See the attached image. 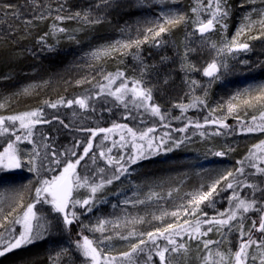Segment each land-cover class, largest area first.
Segmentation results:
<instances>
[{
  "label": "rangeland",
  "instance_id": "obj_1",
  "mask_svg": "<svg viewBox=\"0 0 264 264\" xmlns=\"http://www.w3.org/2000/svg\"><path fill=\"white\" fill-rule=\"evenodd\" d=\"M20 1L25 4H17L26 5V0ZM232 1L235 0H228L231 13L228 20L225 21L227 24L226 31L222 32L217 26L215 31L206 34L205 37H201L195 32L196 25L194 21L196 17L192 12V8L197 5L198 0H109L107 5L104 0H74L72 3L63 0H36L37 5L42 3L45 6L42 11L47 14L51 9L50 15L55 16L57 14L55 10L61 3L64 4V9L59 14L65 17L76 12L82 14L87 12L90 18L93 15H97L103 19L108 11L112 12L115 9L113 7L116 2L121 7L123 5L124 9L127 7L138 11L137 17L123 26H119V29L111 33L114 35L107 36L81 56V63H83L84 68L90 67L93 75L99 76L102 80H104L105 74L117 72L119 70L117 67L125 66L126 63L129 71H122L125 77L130 80L140 79L141 65L133 55L136 49L133 48L124 55L111 52L108 56L95 59L92 56L93 52L114 44L117 40L135 39L147 27L154 26L155 22H162L161 13L177 12L182 13L186 18V22L172 28L169 33L162 34L166 41L163 45L153 47L152 43H150L147 48L142 45L141 54L145 57L143 58L144 64L147 66L143 72V79L152 86L153 102L160 106L162 114L167 117L165 124H168V121L175 117H181L186 112L188 117L184 118L185 122L188 124L191 122L190 125L193 127L188 126V129L184 131V135H180L182 140H179L175 134L167 131L161 132L160 129L163 123L161 121L157 122L159 118L144 112L145 121H138L132 128L134 130H146L148 127H153L156 131L150 133V135L155 136L157 141L163 138L166 143H164L161 150L154 154L149 155L145 152L146 158H141L136 164L131 165L128 174L122 175L119 180H114L111 185H106L103 191L96 194L93 211L80 216L83 223L88 225V229H84L83 234L94 240L101 237L102 234L99 232L93 233L89 229L96 226L98 221H109L108 224H105L106 231L103 235L111 236L112 239L104 241V244H101L100 247L104 248L108 255L117 257L116 264H121L120 253L128 251L130 244L138 238L121 239V235L126 236L132 231L139 234L153 230L156 227H164L167 223L178 222L182 224L183 220L187 218L183 217L182 214L179 221L171 215L163 214H170L175 211L186 202L187 194L199 191L202 186L206 188L222 173L229 170L235 173L240 166L239 161L244 160L250 151L255 152L257 156L264 155L259 149L253 147L264 141V132L258 130L248 132L246 130L249 126L255 127V124L261 123L260 113L264 111V102L256 103L254 107H245L242 104L244 99L257 95L260 86L264 85V35H260V25L257 23L251 31L246 32L240 38L241 42L249 43L250 50L235 54V58L231 56L227 58L218 57L215 50L211 47L213 42L219 47L223 40L231 39L246 14L251 15L252 20H258V13L264 10V3H262V0H237V7L233 9L234 3L232 4ZM85 2H89L86 8L84 7ZM0 3H11V0H0ZM81 8L87 10L81 12ZM252 9L257 11L253 12ZM25 11L28 13V17H31L36 10L26 6L24 8ZM202 18H206V16ZM77 21L81 22L77 23ZM54 23L66 31L63 33L53 32L52 25ZM3 26L7 27V25H0V27ZM22 26L24 28H35L34 25H18L19 28H22ZM97 26L95 25V28ZM46 27L49 29L47 33H51V35L46 37L45 42L41 43L39 38L35 41L33 38L35 33H31L29 40L31 42L34 40L31 44L38 45L39 48H53L61 41L68 40L73 35L81 34L86 25L81 19H65L63 21L54 19L51 25L42 26V28ZM254 35H260V38L249 39L250 36ZM178 38L179 42L176 43ZM188 49L193 51H189L187 62L189 65H194L196 69H199L198 71H186L185 68L181 67L182 57ZM161 53L162 55L174 56V58H163L165 62L163 72L166 71L164 78H161L159 71L157 73L151 72V62L159 59ZM109 57H116L114 63L109 64L110 59L107 60L108 62L105 61ZM124 57H130V61L124 62ZM213 59H216L217 62L224 61L227 64L226 69L221 67L218 79L203 75V68L212 62ZM104 61L105 63H103ZM240 61H247V63L242 64ZM106 65L110 67L108 68ZM25 77L20 80L22 84L19 85V88L14 89V85H7L0 90V116L7 117V114H13L16 111L17 102L21 99L26 100L28 106H32L38 94H42L39 93V90L56 83L53 77H48L46 81H41L42 78H39L35 72ZM165 80L167 81L166 84L164 83ZM191 81H196V85H191ZM2 82L5 84L7 81L3 80ZM118 84L119 80L112 87L115 88ZM246 89L248 90L247 93H245ZM197 97L202 99L204 104L196 102ZM230 101L238 105L233 113L227 112V106ZM177 105L185 107L182 108ZM98 113L104 123L109 125L118 124L120 113L108 102L105 101L100 104ZM253 116L257 118L255 124L252 121ZM211 120H217L218 123L206 122ZM148 122L150 124H147ZM197 123L202 125V127H195ZM223 124H226L227 127H223ZM7 125L6 122L5 126ZM202 132L204 135H201ZM165 133L169 135L165 136ZM128 139L129 142L125 144L124 148H120L117 145L108 155L119 158L120 154L127 155L130 151L138 154V150L133 149L130 138ZM178 141L182 142L177 147L176 143ZM54 142L59 146H63L68 143V139L55 136ZM136 142L143 143L139 140ZM19 146L22 149H31L29 144L20 143ZM169 147H171V151L167 150ZM220 151H224L226 155L216 156L215 153ZM100 159L102 158L100 157ZM246 161L245 172L247 174L251 170L247 167ZM100 167L106 169V174H111V169L108 168L106 161H102L99 165ZM260 167H264V164H261ZM79 174L85 175L83 173ZM0 176L11 177L10 180L0 186V208H8L11 203V197L14 195L12 190L18 191L23 196L24 203H28L34 196V188L39 186L37 174L28 171L26 166H22L21 169L0 171ZM247 177L251 180L249 182L256 184L255 186L263 180L254 175H248L240 179L247 180ZM246 189L245 191L241 190V197H244L249 192H246ZM230 192L231 190L220 192V195L216 197L214 206L205 207L202 205L201 207L210 216L215 215L217 211H225L229 207L228 196ZM87 195L88 190L86 188L77 189L73 193L75 199H83ZM50 208L51 206L47 203L37 206V209L42 210L43 214L52 221L50 232L46 233L43 239L17 251L22 252L23 250L31 249L32 251L30 252L35 256L41 255L40 258H37L36 264H56L53 258L56 257L59 251L67 248L69 251L59 257V264H88L87 260L70 248L72 242L76 240L74 238L75 235L72 236L71 231L66 232L61 229L59 221L55 218L58 214L52 213ZM77 211L79 214V207H77ZM254 211L246 214L244 221L245 231L251 227L252 220L250 218L256 217L251 216ZM153 217H161V219L158 220ZM140 218H143L145 222H136ZM71 229H75L77 236V231L81 230V226L74 224ZM223 231H227V229H223ZM206 239L220 240L221 235L214 231L209 233ZM160 243L163 242L160 241ZM237 243V233L233 231L228 239L219 246V251L228 254L229 249H231L232 252H235ZM211 248L213 249V255L209 259L208 264H213L218 259L215 255L217 246L212 245ZM187 249V252L182 250L170 256L166 254L167 261H170V264H205L206 250L202 246L197 247L196 243L188 241ZM69 257L71 260H69ZM18 259V257L15 259L14 264H26ZM139 264H143V260ZM152 264H157L155 255H153ZM249 264H251V261H249Z\"/></svg>",
  "mask_w": 264,
  "mask_h": 264
},
{
  "label": "snow or ice",
  "instance_id": "obj_2",
  "mask_svg": "<svg viewBox=\"0 0 264 264\" xmlns=\"http://www.w3.org/2000/svg\"><path fill=\"white\" fill-rule=\"evenodd\" d=\"M107 5L109 0H104ZM264 3V0H262ZM34 8L36 11L31 17H25V7ZM110 6V5H109ZM45 6L41 3L37 5L36 0H26V5L12 4V3H0V24L7 25L8 35L12 39H16V24L19 22L24 26L32 24L34 19H45L47 15L51 14V9L46 14L42 9ZM64 9V4H59L55 16L56 21H63L65 19H81L86 24H96L101 22L100 17L90 18L87 12L81 14L76 12L67 17L61 16L60 11ZM253 12L257 11L252 9ZM192 12L196 17L194 23L196 25L195 32L205 37L206 34L213 32L219 26L220 30L226 31L231 7L228 0H198L197 5L192 8ZM206 16V18H202ZM259 19L252 20L251 15L246 14L243 22L235 31L233 37L228 40H223L221 45L217 47L213 42L211 47L215 50L218 57L235 58V54L239 52H247L250 50V45L247 42H241V37L246 32L251 31L253 27L258 23L260 25V35H264V10L259 11ZM161 21L155 22L154 26H149L141 35L135 39L129 38L127 40H117L114 44L108 45L104 48L98 49L92 53L93 58H100L102 56H108L111 52H117L121 55L127 54L131 49L135 48L136 52L133 53L134 57L140 62L141 65V77L140 79H129L125 77L123 72L117 71L116 73H108L104 75L106 84H99L98 91L94 95H81L72 99H64L61 97L56 102H45L51 108H58L59 106H66L73 108L76 106L81 110H95L90 101L98 99L101 95H108L114 97L116 101H119L125 109H128L125 119L129 117L135 119L129 104L133 109H143L145 112L150 113L151 116L158 117L161 122L165 121L166 116L162 114L161 108L158 104L153 102L152 86L149 82L143 79V72L147 67L144 64V59L141 54V47L143 44L151 41L153 47H159L166 41L162 34H167L172 28H175L182 23L186 22V18L182 13L167 12L161 13ZM53 32L63 33L66 30L58 27L55 23L52 25ZM51 33H45L39 38L41 43L45 42L46 37ZM260 35L250 36L249 39H259ZM71 38V37H70ZM189 51H185L182 57L181 67L188 70H196L194 65H189L187 62V56ZM242 64H246L247 61H240ZM221 67L227 68V64L224 61L217 62L213 59L203 68V75L209 78L218 79V73ZM117 80L119 84L116 85ZM90 81L78 80L77 84H82ZM166 84L167 81L165 80ZM191 85H196V81H191ZM131 84V87L129 86ZM27 91V89H25ZM248 90H245L247 93ZM235 99V98H234ZM196 102L204 104V101L199 97L196 98ZM264 102V85L258 89V94L248 99H244L242 104L245 107H254L256 103ZM178 107H185L177 105ZM192 106V105H190ZM238 105L233 102H229L227 106V112L233 113L237 109ZM186 110V109H185ZM110 111V109H109ZM167 111V110H166ZM76 113L74 112L73 115ZM43 116L41 109L23 112L16 115H10L7 117L0 116V135L8 133L10 140L6 141V146L0 151V171L21 169L22 166H26L28 171L34 172L38 176V185L34 188V196L31 201L24 203L23 196L16 190H12L14 195L11 197V203L7 209L0 208V257H4L14 250H18L27 246H30L40 239L45 237L46 233L50 232L52 228V221L47 218L42 210L37 209L38 204H45L51 206L50 211L54 214H58L55 218L59 221V226L62 230L70 232L71 227L74 224H79L81 230L77 231V237L72 242L70 248L78 252L88 264H116L117 257L108 255L104 248L100 247L104 244V241L111 240V236H104L106 231L105 224L109 221H98L96 226H93L90 231L93 233L99 232L101 237L95 240L88 235L83 234L84 229H88V225H85L80 219V216L85 213L93 211L95 206V198L98 192L103 191L106 185H111L114 180H119L122 175H126L129 172V167L137 163L141 158L145 157V152L149 155L154 154L161 150L166 140L161 138L157 141V138L150 133L156 131L153 127H148L146 130H134L128 125L114 124L112 128H99V129H84L90 133V135L81 143L77 140L71 149H65L63 152L58 151L53 143L47 142L50 138L44 137L39 144L32 140L33 129L35 125L41 123L51 124V120L42 119ZM54 119L59 120L58 117ZM174 119H180L175 117ZM256 116L252 117V121L255 124ZM261 123L255 124V127H247L248 132L261 131L264 132V111L260 113ZM6 122H9L7 126ZM18 122V129H17ZM213 124L218 123L217 120L206 121ZM59 123L67 128L69 125L64 124V121L59 120ZM178 128L177 131L184 132L187 127ZM163 127L169 125L163 124ZM227 127L226 124L222 125ZM195 127L200 128L202 125L197 123ZM114 129L126 130L133 149L138 150L136 152L130 151L129 154H120L119 158L111 155L106 156L105 151H99L93 153V141L100 133H111ZM18 130H22V135L17 134ZM218 134V132H217ZM168 136V133L164 134ZM201 135H204L202 132ZM107 139V137H105ZM139 140L143 143H137ZM27 141L32 145L31 149L20 148V143ZM126 141L125 135H120L119 142H113L112 147L107 149V153L112 152L113 147L119 145L120 148H124ZM178 141L176 146H179ZM255 149H259L261 153H264V141L260 144L253 146ZM171 151V147L167 149ZM231 151V149H229ZM91 153V155H90ZM216 156H224V151L216 152ZM97 156L106 158V164L111 166V174H106V169L100 167L93 170L94 175H80L77 172V168L81 166V162L85 161V169H87V160H90L93 164L97 161ZM74 158V159H73ZM260 160L261 164H264V155L257 156L253 151H250L249 155L244 160L239 161V167L235 173L231 170L222 173L211 184L201 187L199 191L189 193L186 197V202L180 205L175 211L164 213L163 215H171L175 217L177 221L183 217H187L183 220V223H167L164 227H156L153 230L141 232L137 234L135 231L129 232L128 235H121V239H129L130 237H138L130 244L128 251L120 253L121 264H139L143 260V264H152L153 255L157 258V264H170L167 261L166 254L168 256L180 251L187 252V242L191 241L196 243L197 247L202 246L206 250L204 257L205 264H208L209 259L213 255L212 245H216L215 255L218 257L213 264H264V197L258 202L255 198V191L257 187L248 183L246 179L241 180V177L248 175H255L257 172L264 174V167H260L259 164L254 163L255 160ZM245 160L249 161L247 167L255 169V172H245ZM58 170V171H57ZM55 175L41 176V173H53ZM97 177H99L97 179ZM231 178V179H230ZM10 176H0V186L6 181L10 180ZM264 183V180L261 181ZM80 188H86L88 195L83 199H75L73 193ZM249 189V192L241 197L240 192L243 189ZM231 190L228 200L229 207L225 211H217L215 215H209L207 211H204L201 207H212L216 202V197L220 195V192ZM264 191V190H262ZM142 203V201H141ZM77 207L80 212L78 214ZM255 210L259 215L252 220L251 227L247 231L244 229V221L246 214ZM154 219H161V217H153ZM136 222L144 223V219L140 218ZM227 229V231H223ZM217 232L221 235L220 240L206 239L209 233ZM235 231L237 233V247L235 252L229 249L228 254L221 253L219 246L228 239L229 235ZM119 234V233H118ZM162 241L163 243H160ZM251 250V252H250ZM69 249H62L56 254L53 259L56 264H59V257L67 254ZM69 260L71 258L69 257Z\"/></svg>",
  "mask_w": 264,
  "mask_h": 264
},
{
  "label": "trees",
  "instance_id": "obj_3",
  "mask_svg": "<svg viewBox=\"0 0 264 264\" xmlns=\"http://www.w3.org/2000/svg\"><path fill=\"white\" fill-rule=\"evenodd\" d=\"M67 2H73L74 0H63ZM12 4H25L20 0H11ZM234 3V4H233ZM233 9L237 7V0L232 1ZM89 2H85L84 7H88ZM132 6V5H131ZM115 8L112 12L108 11L106 17L101 19L100 23L96 24H86L84 31L81 34L73 35L68 40H63L61 43L55 45L53 48H39L38 45L31 44L32 42L29 40V35L31 33H35L33 38L35 41L37 38H40L45 33L48 32L49 29L42 28L44 25H51L53 22L55 15H47V18L44 20L34 19L31 25H34L35 28H19L18 25L20 24L18 21L15 22L16 24V39H12L8 35V27L3 26L0 27V90L4 86H11L14 85L13 88H19L21 83V79L26 75H29L33 72L37 74L39 78H42L41 81H46L48 77H53V80L56 82L48 87L39 90L38 97H36L32 106H28L26 100L21 99L17 102L16 111L10 115H16L27 111H32L36 109H41L43 116L42 119L51 120L52 123H41L35 125L33 129V137L32 140L39 144V142L44 137H49L50 139L47 141L49 143H53L55 148L63 152L65 149H71L72 145L77 141H83L90 135L89 132L84 131V129H99V128H112L113 125H109L101 121L98 109L102 102H108L113 106L115 110H117L120 115L118 119V124H126L128 127H133L138 121H145L144 117V110L143 109H133L132 105L129 104V109L132 110L133 115L136 117L135 119L129 117L125 119V115H127L128 109L116 101L114 97L108 95H101L98 99H94L90 101V103L94 107L93 110H81L78 109L76 106L73 108H68L66 106H59L58 108H51L48 106L47 102H56L61 97L64 99H72L77 96L81 95H94L98 91L99 84H106L105 80L99 78V76L93 75L90 67L84 68L83 63H81L82 59L81 56L87 51L91 50L95 46L96 43H100L103 41L107 36L110 37L114 34H111L116 29H119V26H123L125 23L131 21L136 15H138V11L133 8H125L124 6L118 4L114 5ZM112 8V9H113ZM87 9L81 8V12ZM82 14V13H81ZM25 17H28V13L24 12ZM97 17V15H93L91 18ZM100 17V16H98ZM81 21H77L79 23ZM3 25V24H0ZM37 25V26H35ZM90 25V26H89ZM95 25H98L95 28ZM113 25V26H112ZM114 27V28H113ZM26 37H28L26 39ZM179 42V38L176 39V43ZM151 41L148 43L143 44L144 48L150 46ZM130 55V54H129ZM146 56V54H145ZM145 58L144 56H142ZM164 57H173V55H162L159 56L155 62H151V72L157 73L160 72L161 78H164V64L163 61ZM116 57H109L105 61L109 64L114 63V59ZM126 58V59H125ZM81 59V60H80ZM132 59V58H131ZM105 61L103 63H105ZM129 62L130 57H124V62ZM108 68L109 65H106ZM119 66V64H118ZM127 63L117 67L118 71L125 72L129 71V68L126 67ZM168 72V71H167ZM116 73V72H115ZM26 78V77H25ZM3 80L7 81L5 84L2 82ZM78 80H86L90 81V83L85 82L82 84H77ZM71 81V82H68ZM120 82V81H119ZM131 87V84L129 85ZM76 113L73 115V113ZM7 114V116H10ZM181 116V115H180ZM54 117H58L59 120L64 121V124L69 125V127L65 128L60 123L59 120L54 119ZM188 114L186 112L180 117V119H172L168 121V127H163L160 129L161 132L167 131L171 134H175L179 140L181 139L180 135H184V132L177 131L178 128H185L186 123L184 118H187ZM167 118V117H166ZM160 120L157 119L159 123ZM166 121V119H165ZM165 121L161 122L165 124ZM147 122V121H146ZM9 122H7L8 124ZM149 123V122H148ZM157 123V124H158ZM150 124V123H149ZM156 124V125H157ZM191 128L193 127L190 125ZM17 129H18V122H17ZM188 129V127H187ZM188 133V132H187ZM186 133V134H187ZM17 134L22 135V130H18ZM125 135L126 141H128L129 137L126 133V130L123 129H114L111 133H100L94 139V149L93 153H98L99 151H105L106 155L108 156L107 149L112 147L113 142H119L120 135ZM60 136L63 138L68 139V143L63 146H59L54 142V137ZM107 137V139H105ZM10 140V136L8 133L0 135V151L6 146V141ZM22 143L29 144L27 141H23ZM31 147L32 145L29 144ZM114 148V147H113ZM112 148V151H113ZM91 155V153H90ZM74 159V158H73ZM87 169H85V161L81 162V166L78 167V173L94 175L93 170L98 169L99 165L102 161H106V158L100 159L97 156V161L93 164L90 160H87ZM248 164L249 161H246ZM254 163L261 165L260 160H255ZM108 166V165H107ZM111 169V166H108ZM250 169V168H249ZM251 172L256 171L255 169H250ZM58 171V170H57ZM36 174V173H35ZM56 172L53 173H41V176L46 175H55ZM254 176L260 177V179L264 180V174L256 173ZM251 181L250 178L247 177V182ZM256 185V184H255ZM257 189L255 191L257 201L259 202L262 197H264V183L257 184ZM246 189V188H245ZM243 189V191H245ZM249 189H246V192ZM39 205V204H38ZM37 205V206H38ZM259 213L254 211L251 216H258ZM72 236L75 235L74 238L77 239L75 229H70ZM38 256V257H37ZM41 255H31L30 257L26 258L24 261L26 264H36L37 258H40ZM33 259V260H32ZM23 262V260H22Z\"/></svg>",
  "mask_w": 264,
  "mask_h": 264
},
{
  "label": "flooded vegetation",
  "instance_id": "obj_4",
  "mask_svg": "<svg viewBox=\"0 0 264 264\" xmlns=\"http://www.w3.org/2000/svg\"><path fill=\"white\" fill-rule=\"evenodd\" d=\"M30 251L31 249L28 250H23L22 252H18L17 250H14L12 253L7 254L4 257L0 258V264H14L15 259L18 257V260H23V262L26 260V258L30 257L32 254Z\"/></svg>",
  "mask_w": 264,
  "mask_h": 264
},
{
  "label": "bare ground",
  "instance_id": "obj_5",
  "mask_svg": "<svg viewBox=\"0 0 264 264\" xmlns=\"http://www.w3.org/2000/svg\"><path fill=\"white\" fill-rule=\"evenodd\" d=\"M147 124H149V123H147Z\"/></svg>",
  "mask_w": 264,
  "mask_h": 264
}]
</instances>
